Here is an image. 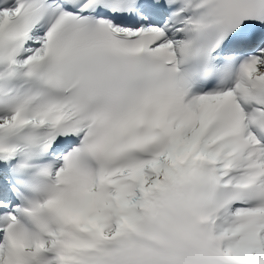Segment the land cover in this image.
<instances>
[{
    "label": "snow or ice",
    "instance_id": "snow-or-ice-1",
    "mask_svg": "<svg viewBox=\"0 0 264 264\" xmlns=\"http://www.w3.org/2000/svg\"><path fill=\"white\" fill-rule=\"evenodd\" d=\"M0 264H264V0H0Z\"/></svg>",
    "mask_w": 264,
    "mask_h": 264
}]
</instances>
